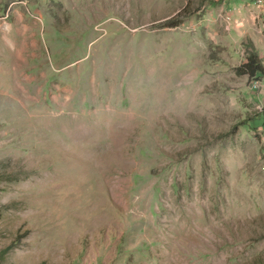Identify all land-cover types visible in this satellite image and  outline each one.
Wrapping results in <instances>:
<instances>
[{
  "label": "rangeland",
  "instance_id": "rangeland-1",
  "mask_svg": "<svg viewBox=\"0 0 264 264\" xmlns=\"http://www.w3.org/2000/svg\"><path fill=\"white\" fill-rule=\"evenodd\" d=\"M249 53L264 0H0V264H264Z\"/></svg>",
  "mask_w": 264,
  "mask_h": 264
},
{
  "label": "trees",
  "instance_id": "trees-1",
  "mask_svg": "<svg viewBox=\"0 0 264 264\" xmlns=\"http://www.w3.org/2000/svg\"><path fill=\"white\" fill-rule=\"evenodd\" d=\"M246 56L247 57L245 61L242 62L237 68L238 75L246 76L248 79L251 80H259L258 78L264 76V66L261 63V60L254 53H249ZM2 174L3 173H0V176Z\"/></svg>",
  "mask_w": 264,
  "mask_h": 264
},
{
  "label": "built area",
  "instance_id": "built-area-1",
  "mask_svg": "<svg viewBox=\"0 0 264 264\" xmlns=\"http://www.w3.org/2000/svg\"><path fill=\"white\" fill-rule=\"evenodd\" d=\"M255 83V82H254ZM252 88H254V84L252 85Z\"/></svg>",
  "mask_w": 264,
  "mask_h": 264
}]
</instances>
